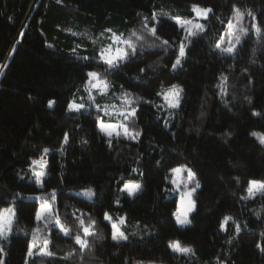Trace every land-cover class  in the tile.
Masks as SVG:
<instances>
[{
    "label": "trees",
    "instance_id": "obj_1",
    "mask_svg": "<svg viewBox=\"0 0 264 264\" xmlns=\"http://www.w3.org/2000/svg\"><path fill=\"white\" fill-rule=\"evenodd\" d=\"M193 4L213 12L200 20L205 31L185 41L186 56L173 69L176 46L185 33L170 17L192 19ZM234 4L256 15V21L245 15L243 27L251 29L255 22L264 29V0H0V209L12 204L15 212L12 232L0 239L5 264H25L38 226L42 239L34 250L47 239L54 255H33L28 264H217V258L223 264H264V251L257 248L258 242L264 246V195L241 199L250 179L264 180V144L250 135L264 133V37L250 31L231 56L214 47L221 35L228 46L226 25ZM153 12L159 21L157 35L170 41L167 52L148 46L155 38L143 29V18H149L150 27ZM132 31L144 35L147 43L138 42L143 46L137 54L108 73L107 95L92 89L94 102L89 100L86 73H103L107 67L99 50L113 43V33L128 38ZM221 73L228 77L224 96L219 95ZM172 84L183 89L178 109L168 108L156 94ZM125 89L143 98L133 103L137 115L129 122L142 135L138 140L113 136L109 146L97 119H122L119 98ZM73 98L86 107L68 112ZM49 100L55 101L52 107ZM96 105L109 106L110 114ZM65 132L69 143L61 155ZM44 148L50 151L43 153ZM35 158L47 164L43 187L28 168ZM180 164L192 168L200 183L194 194L196 210L186 227L175 222L177 195L165 179ZM126 180L141 183L142 190L134 197L119 192ZM84 187L95 195L72 191ZM53 189L54 202L47 195ZM41 195L73 235L76 216L86 213L97 222L100 235L91 238L86 255L68 256L78 247L72 239L36 221L41 201L35 197ZM105 212L113 221L126 218L120 227L128 240H112ZM224 216L246 227L234 234L229 222L228 230L221 231ZM173 240L191 246L195 256L171 251L168 243Z\"/></svg>",
    "mask_w": 264,
    "mask_h": 264
},
{
    "label": "snow or ice",
    "instance_id": "obj_2",
    "mask_svg": "<svg viewBox=\"0 0 264 264\" xmlns=\"http://www.w3.org/2000/svg\"><path fill=\"white\" fill-rule=\"evenodd\" d=\"M59 2V0H58ZM192 12L195 14L192 19L183 20L179 16L170 17V19L174 20L177 25L184 31L185 36L180 40L177 47L176 59L172 62V68H177L178 65L181 64L182 60L186 56V43L185 41L191 38L192 36L197 35L198 33L205 31V24L201 23L200 20H207L209 15L213 12V9L208 7L204 8L198 4H193L191 6ZM250 16L253 21H256V15L252 9H247L245 11H241V9L237 5L232 6V17H229L228 23L226 25V35L228 37L229 43L227 47L223 46L224 35H221L220 39L216 41L214 47L219 49L221 52L226 53L228 55H233L236 51V46L241 42L242 37L247 36L249 32H254L258 37H264V29L258 23H252L251 29L245 28L242 25V21L244 16ZM233 19H235V23H233ZM149 18H143V29L155 39L149 44V47H159L162 51L167 52L168 48L171 46L170 41L161 38L157 35L159 21L157 18V14L155 12L151 15L152 25L149 27L148 23ZM106 31H111L106 30ZM73 35H78L77 33H72ZM23 35V33H21ZM133 37L135 40H133ZM113 43L105 46L104 48L99 50L98 58L102 62V65H106L105 71L103 73L97 71H88L86 73L87 79L84 81V87L89 92V100L94 102V97L91 95V90L96 89L101 95H107L108 90L111 87L110 81L107 79L108 73L115 70L120 62L125 61L129 58L130 55H136L138 47H142L143 42L147 43L145 36L142 34H138L136 31H132L128 38H125L123 34L117 35L115 33L112 34L111 37ZM156 41H159L157 44ZM115 45V47H114ZM79 45L77 46V48ZM73 53L77 51L76 48L72 49ZM82 59H89V57H82ZM148 67H151L149 65ZM145 68H141L140 72H145ZM243 72H246L247 69H242ZM227 80L228 77L223 73L220 75V84L219 87V95L224 96L227 94ZM183 89L179 87V85L172 84L168 86L163 92H157V95H162L164 100L167 103V107L170 109H178L180 107V98ZM75 97V94H74ZM123 102L122 106L119 109V115L122 119L118 123L104 122L102 119H97V127L100 132L103 133L106 137H108L109 146L112 145V137H120L123 136L129 140H138L142 131L138 129H134L129 127V122L134 120L137 115L136 107H133V103L137 100H143L142 97L136 96L134 93L129 92L128 90H123L121 92L120 98ZM245 99H250L249 97H245ZM55 103L53 100L48 101V106L52 107ZM86 106L83 103H77L75 98L68 101L67 103V111L68 112H79L84 109ZM98 109H100L99 105H96ZM109 106H105V108L100 109L101 111H105L108 113L107 109ZM115 108L116 106H111ZM171 115V113H170ZM253 115H259V113H253ZM165 127H167V121L165 122ZM225 135L230 136L231 133H225ZM253 137H257L261 144H264V133H258L253 131L250 133ZM69 143V134L65 132L63 140L61 142V146L58 149L61 155L64 153V145ZM82 143H87V141H82ZM50 149L44 148L42 149L43 153L49 152ZM157 164H160V161H157ZM29 170L32 173V177L35 178V181L38 185L43 187V177L47 175L45 169L47 168V164L43 159H32L31 163L28 165ZM37 168L39 170H37ZM133 172L139 171L137 168L132 169ZM169 172L172 174L170 183L173 185H177L178 183H183L184 190L180 194V204L178 205L177 212L173 213L175 217L177 225L184 226L191 224V220L189 219V213H192L196 210V202L193 199V196L196 190L200 187V183L196 178V172L193 171L192 168L188 167L186 164L180 165L175 168L169 169ZM186 173L187 179L181 181V174ZM143 175V173H140ZM166 180H169L168 176H165ZM237 182H239V178H236ZM194 185V186H193ZM143 188V185L138 182L132 181H123L122 186L118 187V191L121 193H127L129 197H134L138 194ZM83 192L88 197H92L95 195L91 188L83 189ZM247 195L241 197L242 200H250L256 194L264 195V180H256L250 179L248 181V187L246 189ZM51 200L54 202L57 197V190L53 189L50 194ZM41 201L40 208L35 213L36 221L43 222L44 228H48L50 226H55L58 228L59 232L62 233L65 237H69L74 242V245L78 247H73L72 251L67 255L72 256L73 253H79L83 257L86 255L93 246V241L91 238H99V233L96 231L97 222L91 218L89 214L82 213L80 216H76V213H73V216H76V225L77 231L76 234L73 235L71 228L65 226L58 214H55L52 211V204L47 200L46 195H41L35 197ZM116 203H119V198H117ZM79 211V210H77ZM4 213L10 214V216H14V209L8 208L0 210V239L7 238V231L11 229L12 220L10 216H5ZM87 217V222L85 220ZM104 220L109 221L111 223V238L116 242L126 241L128 240V236L125 231L121 230V225L126 223V218L121 216L115 222H113L112 216L108 213H104ZM229 222H231V228L234 234H239L243 227L246 225H241L240 222L236 221L232 216H224L219 221V228L221 231H227L226 227ZM42 229L38 226L33 229V240L28 245V251L25 257V264H28V258L33 255L38 256H52L54 253L48 251V245L50 243L49 240L43 239V246L40 248L38 252H34V249L37 245L41 244V237L39 233ZM261 236H264V232L260 233ZM233 237H230L227 243H231ZM168 248H170L173 252L181 254L187 257H194L195 252L191 246L183 244L179 240L169 241ZM257 248L261 251H264V246H262L259 242L257 243ZM3 252V248L0 247V253ZM0 264H5V262L0 259ZM136 264H143V262H136ZM148 264H155L154 261H149ZM217 264H223L222 261L217 258Z\"/></svg>",
    "mask_w": 264,
    "mask_h": 264
},
{
    "label": "rangeland",
    "instance_id": "obj_3",
    "mask_svg": "<svg viewBox=\"0 0 264 264\" xmlns=\"http://www.w3.org/2000/svg\"><path fill=\"white\" fill-rule=\"evenodd\" d=\"M228 43H229V40H228ZM0 69H1V65H0ZM166 89V88H165ZM164 89V90H165ZM163 90V91H164ZM117 118H119V117H117ZM120 120L119 119H117L116 121H106V123H108V122H111V123H118ZM105 122V121H104ZM99 129V128H98ZM100 131V130H99ZM35 159H41V158H35ZM44 161V160H43ZM180 165H184V164H180ZM180 165H177V166H175V167H178V166H180ZM175 167H173V168H175ZM189 167V166H188ZM37 170H39L38 168H37ZM31 172V171H30ZM31 175H32V173H31ZM172 175V174H171ZM35 179V178H34ZM170 179H171V176H170ZM170 179H169V181H170ZM185 179H187V174L186 173H183V174H181V177H180V180L181 181H183V180H185ZM194 186V185H193ZM87 188H90V187H84V188H77V189H74V190H72L74 193H76V194H78V195H81V196H85V197H88L87 195H85L84 194V192H83V189H87ZM92 189V188H91ZM171 189H172V191L177 195V200H176V208H175V210H174V212H177V209H178V205L180 204V194H181V192L184 190V188H183V183H178L177 185H173L172 183H171ZM93 190V189H92ZM137 195V194H136ZM135 195V196H136ZM93 197V196H92ZM193 199H194V196H193ZM47 200H48V198H47ZM49 201V200H48ZM50 202V201H49ZM51 203V202H50ZM52 204V203H51ZM40 206H41V204L39 205V207H38V209L40 208ZM8 208H12V209H14L13 208V205L11 204V205H8V206H4V207H2L0 210H3V209H8ZM52 211H53V205H52ZM15 213V212H14ZM191 214L192 213H189V219H190V216H191ZM4 215L7 217V216H10V214H8V213H4ZM10 218H11V220H12V223H11V229H10V231H7V235H9L11 232H12V228H13V223H14V219H15V214H14V216H10ZM174 219H175V217H174ZM113 222H115V221H113ZM175 222H176V220H175ZM111 224V223H110ZM177 224V223H176ZM178 227H186V226H188V225H184V226H180V225H177ZM42 247V245L38 248V249H36V250H34V252H38L39 250H40V248ZM172 251V250H171ZM175 253V252H174ZM143 264H148V262L147 263H143Z\"/></svg>",
    "mask_w": 264,
    "mask_h": 264
}]
</instances>
